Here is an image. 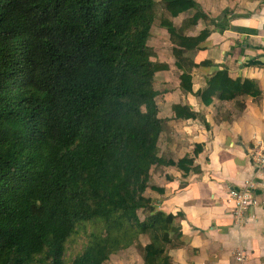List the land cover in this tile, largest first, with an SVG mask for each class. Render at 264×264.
<instances>
[{
    "label": "trees",
    "instance_id": "trees-1",
    "mask_svg": "<svg viewBox=\"0 0 264 264\" xmlns=\"http://www.w3.org/2000/svg\"><path fill=\"white\" fill-rule=\"evenodd\" d=\"M171 17L196 0H163ZM154 0H0V264H103L136 245L145 264H172L167 246L181 237V213H166L145 195L155 164L188 174L194 159L159 156L155 76L148 39ZM174 43L181 85L191 91L189 53L209 35L179 32ZM203 64L209 61H203ZM260 94L249 78L224 67L196 92L204 104ZM177 118L196 117L174 104ZM203 150L197 144L195 153ZM159 192L162 188L157 187ZM149 209L141 220L138 211ZM85 235L82 250L71 241ZM150 236L145 246L138 240Z\"/></svg>",
    "mask_w": 264,
    "mask_h": 264
},
{
    "label": "crops",
    "instance_id": "crops-1",
    "mask_svg": "<svg viewBox=\"0 0 264 264\" xmlns=\"http://www.w3.org/2000/svg\"><path fill=\"white\" fill-rule=\"evenodd\" d=\"M196 2L200 5V10L207 15V20L201 18L191 27H188L187 24L181 25L183 21L180 19L192 11L196 12V9H190L177 17H171L174 25L182 30L184 35L188 36L189 32H194V29L197 32H194L193 36L199 35L200 31L205 28L210 30L208 37L200 43V47L189 53L191 60L197 64L192 68V84L195 80V73L198 72L203 82L202 87L198 90H202L207 86L208 78L217 69L226 67L233 78L252 79L259 87L260 94L258 96L243 94L233 99L221 100L218 96L219 92H217L210 104L212 105L211 112L207 114L203 111L197 113L204 131L196 134L206 136V139L193 141L191 144V153L197 144L203 146V150L195 157L194 166L198 170L191 169L188 174H185L178 167L162 164L163 168H159L157 171L164 174V178L153 176L152 172L151 180L163 178L156 184L162 188L163 192L155 191L156 193L153 194H156L155 197L158 196L159 205L171 199V196L177 195L176 192H172L171 196L167 195L169 192L167 184L177 179L174 172L168 171V169L172 168L182 173L180 188L183 189L188 184V181L183 177L194 173L197 180H201L205 174L204 166L214 163L215 169H208L210 178L211 173L216 169H218L217 175L221 173L231 175L234 171L237 177L253 183L252 193L257 203L251 205L240 218L234 214V208H232L230 210L231 223L227 225H217L213 221L208 230L199 229L201 239L199 247H191L190 242L193 237H183L181 232V237L167 246V252L169 254L173 249L184 248L183 256L187 264H199L200 261H203V264H217L222 259H227L228 264H264V187H258V185H264V177L258 175L264 170L260 169L253 159L255 148L264 139V0H196ZM174 18L175 20H173ZM208 20L209 26L205 25L208 24ZM156 40L158 43H162V47L168 45L167 43L171 40L168 30L160 27L159 32H157L152 27L149 39L155 60L166 62L169 65L168 70L158 71L156 73L158 76L169 73L175 56L172 54L173 57H171L163 53ZM157 51H161L160 55ZM201 52H205L207 55L197 61ZM203 61H209V63L205 65L202 63ZM246 70L248 74H245ZM234 72L238 74L233 75ZM176 76V80H171L169 83L168 79L166 84H163V87L158 90V97L162 96L161 103L158 102V116L163 120L159 146L163 145L169 153L189 147L187 140L183 138L184 134L177 130L181 119L184 118H177L172 107L174 104H187L169 99L177 92V89L181 90L182 87L181 75L177 74ZM156 78L155 76V84ZM177 80L180 81L179 84H177ZM181 91L188 92L184 89ZM207 115L211 116V122L207 119ZM175 143L176 150L172 146ZM237 149L243 151V157L237 154ZM201 153H204V156L202 160H199ZM213 154L216 156L215 162L212 160ZM229 161L235 163L236 168L234 170H230ZM246 165H251L250 173L243 172V167ZM220 183L226 185L228 190L241 188L248 184L240 185L231 180H223ZM150 192L147 189L145 193L153 199V194ZM201 193L199 200L188 203H197L206 207H211L216 203L217 193L212 191L208 182L201 184ZM159 209L166 212L164 208ZM178 213L182 214L181 218L185 215L183 211ZM233 230H235L234 233ZM212 231H216L215 236L209 234ZM149 242L150 240L144 242L143 245L145 246ZM257 248H259V252ZM137 250L135 245H131L111 254L110 258L103 264H118L122 255H126L128 264H145L142 254L140 252L137 254ZM238 253L244 255L243 261L237 259ZM170 256L173 264L176 258ZM119 264L124 263L120 262Z\"/></svg>",
    "mask_w": 264,
    "mask_h": 264
},
{
    "label": "clouds",
    "instance_id": "clouds-1",
    "mask_svg": "<svg viewBox=\"0 0 264 264\" xmlns=\"http://www.w3.org/2000/svg\"><path fill=\"white\" fill-rule=\"evenodd\" d=\"M151 31H152V27H151ZM206 55L207 53L201 52L197 57V61L203 59ZM153 57L154 56H152V59L154 60ZM237 74L238 73L235 72L233 73V75H237ZM245 74H248L247 70ZM177 84H179L178 80H177ZM202 84H203L202 78L197 72L195 73V80L191 91L182 92L181 90L178 89L177 92L173 94V96L169 97V99L176 100L183 104H187L189 106L190 111L192 112L200 113L203 111L206 114L210 113L212 110V105L204 104L202 99L196 95L197 90L202 87ZM207 119L209 120V122H211L210 115H207ZM177 130L182 134H184L183 138L187 140L189 144V147L180 150L179 152L180 156H183L186 152L188 154H191V144L193 141L206 139V136L196 134L197 132L204 131L203 124L201 123L198 116L197 117L189 116L187 118L181 119L180 124L177 126ZM173 147H175V145ZM237 154L243 157L242 150L237 149ZM203 156L204 153H201L198 159L202 160ZM212 160L213 162L216 161L215 154H213ZM228 164L230 170H234L236 168V165L233 161H229ZM204 167H205V174L203 175L201 180H197L196 174L194 173H190L188 176L183 177V179L188 181L187 187L183 189L180 188L182 173L180 171H175L172 168L168 169V171L174 172L177 179L167 184V188L169 189L167 195L171 196L172 192H176L177 195L171 196V199L166 200L164 204L158 205L159 208H164L166 212H171L174 215L180 211H183L185 213L183 218H178V223L181 225V232L183 233V237H189V236L193 237L190 242L191 247L193 248L199 247L201 244L199 229L208 230L209 225L212 224L213 221H215L217 225H227L231 223L230 210L236 207V205L239 203V200L234 199L236 193L229 191L228 187L226 185L221 184L220 181L231 180L233 183L240 185L249 183V180L241 179L240 177H237L234 171L232 172L231 175H224L222 173L217 175L216 171H218V169H216L211 173V178H210V173L208 169H215V164L213 163L210 165H206ZM250 170H251V165H246L243 167V172L245 173H250ZM258 175L264 177V171H261L260 173H258ZM203 182H208L209 186L212 188V191L217 193V196L215 198L216 203H214L211 207L202 206L197 203H188L189 201H196L201 198L202 195L201 184ZM258 187H264V185H258ZM234 231L235 230H233V233ZM209 234L215 236L216 231H212ZM254 246H255V242H254ZM257 251L259 252V248H257ZM183 253H184V248L173 249L169 252V255H172L176 258L173 264H187V261L184 259ZM199 264H203V261H200ZM217 264H228V260L222 259L218 261Z\"/></svg>",
    "mask_w": 264,
    "mask_h": 264
},
{
    "label": "rangeland",
    "instance_id": "rangeland-1",
    "mask_svg": "<svg viewBox=\"0 0 264 264\" xmlns=\"http://www.w3.org/2000/svg\"><path fill=\"white\" fill-rule=\"evenodd\" d=\"M153 8H154V11H155V22H154V26L152 25V27H153V29L154 30H156L157 32H159V28L160 27H162V26H160V22H161V20H163L165 17L166 18H170V19H172L171 17H170V15H169V13H168V11H167V7H166V4L163 2V0H154V6H153ZM195 11H192L191 13H188L187 15H184V17H183V19H180V21H183L182 23H181V25H186L187 24V26L188 27H191V25H193L191 22H190V19L193 17V15L197 12V10H196V12L194 13ZM194 13V14H193ZM193 14V15H192ZM173 20H175V18L173 19ZM205 25H208L209 26V20H208V24H205ZM205 28V27H204ZM178 29V28H177ZM179 30V29H178ZM179 32H181L182 33V30H179ZM194 32L196 33L197 31H196V29H194ZM194 32H189V34H188V36L189 37H193V35H194ZM199 32V31H198ZM201 32V31H200ZM187 36V35H186ZM157 41V44H158V46H159V49L160 50H162V52L163 53H166V55H168V56H171V57H173V47H174V43L170 40L169 41V43H167L168 45H164L163 47H162V43H158V40H156ZM172 42V43H171ZM151 44V43H150ZM148 45H149V41H148ZM170 45V46H169ZM150 46V45H149ZM169 46V47H168ZM152 48V50H153V47H151ZM162 48V49H161ZM158 52V54L160 55V52L159 51H157ZM154 58V57H153ZM154 60H155V58H154ZM176 57H175V59H174V61L176 62ZM174 61H172V68H170V71H169V73L168 74H164V75H156V80H157V82H156V84H155V87H156V90H159V88H162L163 87V84H166V82H167V80L169 79V83H171V80H176L177 78H175V76L178 74V75H181L182 73H183V71H181L182 69H179L177 66H176V63L174 62ZM193 70V69H192ZM192 70H191V73H192ZM177 77V76H176ZM180 82V81H179ZM178 90V89H177ZM176 90V91H177ZM181 90H183V88L181 87ZM159 103H161V101H162V96H159L158 97V100H157ZM166 106H169L170 107V105H168V104H166ZM175 145V150H176V143L175 144H172V146H174ZM159 151H158V154H159V156H161V157H164V158H166V159H170V158H175V160H179V159H181V158H183V157H185V156H188V157H190V158H193L194 159V163H193V165H191V166H194V164H195V157H196V155H198L197 153H195V149H196V146H195V149L193 150V152L191 153V154H188V153H185L183 156H180L179 155V152H180V150H178V151H175V152H173V153H169L167 150H166V148L163 146V145H160L159 146ZM159 168H163V166H162V164H155L154 165V167L153 168H151V175H152V172H153V176L154 175H156V176H158V177H163L164 176V174H161L160 172H158L157 170L159 169ZM175 168H177V166H175ZM155 173V174H154ZM168 175V174H167ZM164 178V177H163ZM163 178H161V179H163ZM161 179H159V178H157V180H150V182H149V186H148V190L149 191H151L150 193L151 194H153V193H156L155 191H158L157 190V187H158V185H156L157 184V182H159ZM146 189V190H147ZM162 193V192H161ZM160 194V193H159ZM145 195L147 196V197H150L149 195H147L146 193H145ZM156 196V194H153V202L156 204V206L158 207V205L160 204L159 202H158V196L157 197H155ZM151 198V197H150ZM155 200H157V201H155ZM158 209H159V207H158ZM148 214H150V212H149V209H140L139 211H138V215H139V217H140V219L141 220H144L147 216H148ZM178 218H181V217H178ZM178 218L175 220V223L176 222H178ZM85 235H83V234H78V235H76L75 237H74V239L70 242L71 244V247H69L70 248V250H69V252H77V251H80V250H82V248H83V246H84V242H85ZM142 244L144 243V242H147L148 240H150V236L149 235H147V234H141L140 236H139V239H138ZM135 245V244H134ZM136 246V245H135ZM138 249V248H137ZM143 253V252H141L139 249L137 250V254L138 253ZM120 262H123L124 264H125V262H126V264H128V261H127V259H126V255H122L120 258H119V262H118V264L120 263Z\"/></svg>",
    "mask_w": 264,
    "mask_h": 264
},
{
    "label": "built area",
    "instance_id": "built-area-1",
    "mask_svg": "<svg viewBox=\"0 0 264 264\" xmlns=\"http://www.w3.org/2000/svg\"><path fill=\"white\" fill-rule=\"evenodd\" d=\"M253 159L258 167L264 170V139L255 148V151L253 152ZM229 191L235 192L236 195L234 199L239 200V203L233 210L234 214L238 218H240V216L248 210L251 205L257 203L256 199L253 197V183L251 182L241 188H230ZM237 259L243 261L244 255L242 253H238Z\"/></svg>",
    "mask_w": 264,
    "mask_h": 264
}]
</instances>
